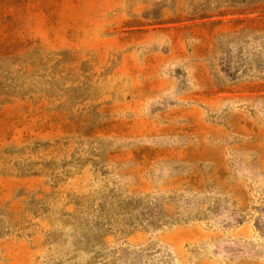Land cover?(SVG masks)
<instances>
[{
    "label": "rangeland",
    "instance_id": "obj_1",
    "mask_svg": "<svg viewBox=\"0 0 264 264\" xmlns=\"http://www.w3.org/2000/svg\"><path fill=\"white\" fill-rule=\"evenodd\" d=\"M0 264H264V0H0Z\"/></svg>",
    "mask_w": 264,
    "mask_h": 264
}]
</instances>
